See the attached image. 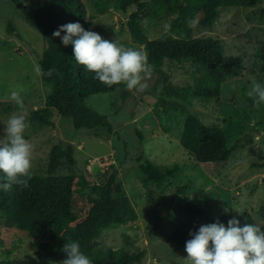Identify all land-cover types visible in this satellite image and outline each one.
Listing matches in <instances>:
<instances>
[{
  "label": "rangeland",
  "instance_id": "obj_1",
  "mask_svg": "<svg viewBox=\"0 0 264 264\" xmlns=\"http://www.w3.org/2000/svg\"><path fill=\"white\" fill-rule=\"evenodd\" d=\"M85 1L89 13L96 15L82 25L86 30L95 31L104 39H119L125 46L132 44L145 50L144 44L132 40L127 27L128 15L139 9L138 4L123 12L114 7L113 0ZM259 1L256 6L222 7L212 27L198 26L194 29L195 36L220 37L226 58L236 57L234 64L226 67L227 80L219 102L194 101L183 114L172 112L161 116L163 125L166 124L165 132L156 114L157 98L152 93L142 94L135 89V95L129 99H124L118 91L96 93L87 97L86 103L107 115L112 122L115 132L106 134L100 129H76L72 119L61 116L57 110L53 116L56 126H41L30 119V112L44 105L47 92L41 74L35 70L46 44L42 33L20 15L11 0H0V101L14 102L10 99V92L23 89L21 96L29 122L24 136L35 146L31 172L45 170L51 147L61 138L74 144L77 168L89 179L99 182L101 174L108 172L113 165L119 168L134 210L128 215L127 223H116L101 230L98 237L100 248H145L143 264H191L185 247L176 248L167 238L186 217L182 204L193 199L203 202L205 194L209 195L215 214L246 211L259 225H264V167L256 165L264 162V103L256 108L250 97L245 95L252 81L260 82L262 75L258 49L264 42V0ZM202 15L201 9L190 10L189 20L200 19ZM176 16L163 4H152L139 11L141 23L150 39L160 37L165 31L164 25L171 24ZM10 22L14 24L16 33H8ZM165 69L175 84L192 81L189 64H178L174 68L165 66ZM147 82L148 91L158 85L157 92H161L155 76ZM19 111L15 107L5 113L0 111V134L9 116ZM189 112L207 124L225 128L231 135V143L240 137L228 161L198 162L181 145L184 120ZM138 132H141V137ZM142 151L156 164L178 163L179 171L163 183L145 181L136 159ZM111 152H114L116 162L105 172L98 164L92 170L88 169L90 159ZM178 186L184 188L178 189ZM22 189L19 185L13 187L10 222L0 217V236L3 239L0 242V260L8 257L12 264L36 261L34 242L40 234L37 214L29 213L20 202ZM156 199L164 200L165 204L158 205ZM81 206L86 213L90 206L86 196L82 197ZM156 216L159 217L158 235L150 239L148 228L152 227ZM7 249L12 250L9 256L5 252ZM61 261L49 264H61Z\"/></svg>",
  "mask_w": 264,
  "mask_h": 264
},
{
  "label": "trees",
  "instance_id": "obj_2",
  "mask_svg": "<svg viewBox=\"0 0 264 264\" xmlns=\"http://www.w3.org/2000/svg\"><path fill=\"white\" fill-rule=\"evenodd\" d=\"M20 15L34 28L38 29L46 44L44 53L38 61L42 69L41 77L47 87L44 105L30 112V119L41 126H56L54 110L63 117L71 118L76 129H100L106 134H113L115 129L107 115L99 113L86 103L90 95L118 91L124 99L135 95V89L126 90L123 83L111 87L95 79V73L76 62L73 56V45L64 46L59 37L52 33L60 25L79 22L81 25L96 18L88 11L85 0H11ZM114 7L123 12L135 4L138 10L130 12L127 27L134 42L144 44L149 62L154 65L155 80L158 85L152 91L147 89L140 93H152L157 98L156 114L160 119L163 131L167 132L161 116L185 113L194 101L219 102L222 88L227 80L226 67L236 61V57L226 58L224 45L218 36H195L194 29L188 26L189 11L201 9L202 17L199 26L212 27L216 22L219 10L226 6H256L259 0H113ZM152 4H163L177 16L171 22V29L158 38H149L143 27L139 11ZM8 33H16L11 22ZM65 33H61L64 35ZM129 46L134 47L132 44ZM261 59L260 83L264 84V42L258 49ZM192 67L191 78L184 84H175L165 66L176 65ZM53 69L51 75H45ZM146 91V92H145ZM250 101L256 108L252 98ZM0 111L8 112L11 107L19 108L15 102L0 101ZM141 137V132H138ZM230 134L218 124H207L198 115L189 112L184 120L180 137L181 145L201 163L226 162L237 148L240 137L230 142ZM138 166L145 181L163 183L179 171V164L161 165L150 161L142 151L137 157ZM264 167V162L256 164ZM3 172H0V183H3ZM264 183V178H263ZM29 186L19 194L24 208L38 216L39 238L34 242L36 261L29 264H49L66 258L62 251L64 243L77 240L81 251L93 264H143L147 250L126 246L119 248H100L98 237L101 230L113 224H125L128 215L134 210L133 203L127 194L119 168L101 174L100 181L95 182L79 171L75 158V146L67 139L61 138L50 150L49 160L44 171L32 173ZM178 186V189H183ZM87 197L90 206L85 213L81 206L82 197ZM13 192L5 193L0 189V217L10 222ZM155 203L164 205V200L156 199ZM186 217L178 223L167 238L176 248H184L192 237L190 231H197L201 225L214 223L217 219L227 226L229 219L236 217L240 226L246 223L258 224L249 212L229 211L217 215L213 212L209 195L205 194L203 202L193 199L182 204ZM159 217H155L152 227L148 228V238L158 235ZM259 225V224H258ZM264 230V225H260ZM128 240V236H126ZM3 239L0 236V242ZM7 256L12 250H5ZM8 257L0 264H12Z\"/></svg>",
  "mask_w": 264,
  "mask_h": 264
},
{
  "label": "clouds",
  "instance_id": "obj_3",
  "mask_svg": "<svg viewBox=\"0 0 264 264\" xmlns=\"http://www.w3.org/2000/svg\"><path fill=\"white\" fill-rule=\"evenodd\" d=\"M188 26L196 29L199 19H190ZM164 29L170 31L171 25L166 23ZM62 32L65 34L61 35ZM52 36L59 37L64 46L73 45L76 62L94 72V78L103 84L111 87L123 83L126 90L141 92L149 88L147 81L153 76L154 65L143 48L125 46L115 38L104 39L97 32L86 30L79 22L60 25ZM35 70L42 73L39 66ZM52 71L49 69L43 74L51 75ZM22 91L10 92V99L20 111L9 116L0 134V172L4 174L0 189L5 193L12 191L15 185L27 188L32 177L35 146L24 136L29 122ZM245 95L259 106L264 103V84L253 80ZM189 235L192 238L186 241L185 251L191 264H264V230L258 224L240 226V220L233 217L225 226L217 219L214 223L201 225L197 231H190ZM62 251L66 258L61 264H93L81 251L77 240L64 243Z\"/></svg>",
  "mask_w": 264,
  "mask_h": 264
},
{
  "label": "built area",
  "instance_id": "obj_4",
  "mask_svg": "<svg viewBox=\"0 0 264 264\" xmlns=\"http://www.w3.org/2000/svg\"><path fill=\"white\" fill-rule=\"evenodd\" d=\"M115 162H116L115 154L114 152H111L108 155H102L99 157H95L94 159H90L87 167L89 170H92V167L98 164L99 167H101L102 171L105 172Z\"/></svg>",
  "mask_w": 264,
  "mask_h": 264
},
{
  "label": "crops",
  "instance_id": "obj_5",
  "mask_svg": "<svg viewBox=\"0 0 264 264\" xmlns=\"http://www.w3.org/2000/svg\"><path fill=\"white\" fill-rule=\"evenodd\" d=\"M80 147H81V145H80Z\"/></svg>",
  "mask_w": 264,
  "mask_h": 264
}]
</instances>
